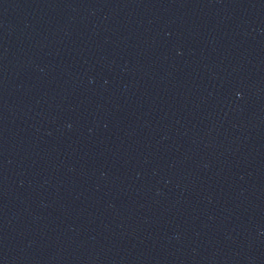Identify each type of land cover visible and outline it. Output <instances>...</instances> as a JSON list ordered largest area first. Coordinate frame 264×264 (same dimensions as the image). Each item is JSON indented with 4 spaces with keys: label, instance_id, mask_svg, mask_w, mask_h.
I'll list each match as a JSON object with an SVG mask.
<instances>
[{
    "label": "water",
    "instance_id": "95a60500",
    "mask_svg": "<svg viewBox=\"0 0 264 264\" xmlns=\"http://www.w3.org/2000/svg\"><path fill=\"white\" fill-rule=\"evenodd\" d=\"M264 55V0H0V264L108 161Z\"/></svg>",
    "mask_w": 264,
    "mask_h": 264
}]
</instances>
